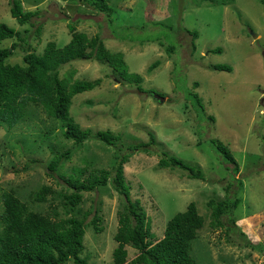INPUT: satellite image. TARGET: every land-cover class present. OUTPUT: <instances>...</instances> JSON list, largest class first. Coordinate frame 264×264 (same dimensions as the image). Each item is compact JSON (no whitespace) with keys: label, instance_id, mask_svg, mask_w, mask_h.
<instances>
[{"label":"rangeland","instance_id":"obj_1","mask_svg":"<svg viewBox=\"0 0 264 264\" xmlns=\"http://www.w3.org/2000/svg\"><path fill=\"white\" fill-rule=\"evenodd\" d=\"M12 1L0 0V23L22 31L31 51L41 54L49 41L64 46L71 40L73 24L89 36L100 35L110 50L123 52L129 70L142 76L144 90L122 80L99 60L65 64L61 77L100 79L95 89L76 95L70 109L90 135L80 143L66 138L62 122L35 105L13 128L1 127L0 214L2 193L13 191L34 211L56 210L60 218L70 217L74 213H67L65 206V195L72 191L70 176L86 180L93 173L111 170L130 144L149 142L151 131L157 143L148 151H135L124 163L132 199L149 226L147 243L160 240L167 222L194 201L205 218L193 243L199 264H264V5L260 0L227 4L103 0L101 8L116 9L113 24L104 11L79 0H20L25 11H37L31 23L20 24L12 16ZM126 27L137 38H121L114 32ZM187 29L197 31L198 37ZM15 41L4 39L0 47ZM170 45L175 50L169 51ZM215 48L222 51L212 52ZM23 55L18 47L7 61L22 64ZM214 64L229 65L231 70L211 69ZM191 91L201 98L204 111L188 95ZM153 93H163L165 100L160 102ZM105 130L120 136L115 145L97 137ZM212 139L231 150L239 166L236 173L215 151ZM164 151L199 167L203 179L191 178L181 168H161L158 162ZM56 157L60 166L51 170ZM45 186L50 188L46 199L37 201L36 192ZM227 196L241 198L233 216L236 223L226 216L223 226L214 227L208 201ZM123 202L111 179L83 192L75 214L88 225L81 255L87 264H115L114 235ZM94 216L99 217L101 230L91 223ZM127 250L128 263L139 251L132 245Z\"/></svg>","mask_w":264,"mask_h":264},{"label":"trees","instance_id":"obj_2","mask_svg":"<svg viewBox=\"0 0 264 264\" xmlns=\"http://www.w3.org/2000/svg\"><path fill=\"white\" fill-rule=\"evenodd\" d=\"M79 1L104 11L109 23L113 24L114 19L111 15L115 14V7L101 8L103 0ZM203 1L227 4L230 0ZM260 2L264 5V0ZM11 13L20 24L31 23L32 18L37 15V11H25L20 0L12 1ZM149 13L150 11L148 17H150ZM159 24L162 25L161 22ZM69 29L72 37L67 44L59 47L55 41H49L40 54L31 51L29 38L22 31L0 23V44L7 38L18 40L9 47H0V128H13L30 113L29 107L35 105L42 107L49 116L62 122L63 134L66 138L74 139L77 143L85 140L90 135V131L80 127L70 109L73 98L95 89L100 84V79L73 80L70 75L61 77V68L72 61L99 60L107 63L122 80L128 83L134 82L139 89L144 90L141 87L142 76L129 70L123 52L107 48L100 35L89 36L86 32L77 30L73 24L69 25ZM40 30L39 26L38 33ZM187 31L193 34L194 38L198 37L197 31L188 29ZM114 32L121 38H137L129 27L122 32L120 29H115ZM22 42L27 45H21ZM18 47L24 51L23 63L11 64L7 60ZM175 48L170 45L168 50L172 51ZM221 51V48L212 50V52ZM157 64L158 62H155L153 65ZM210 68L231 70L226 64H214ZM197 84L196 82L195 85ZM188 95L195 101L196 106L204 111L199 95L193 91L188 92ZM149 134V142L130 144L124 154L117 156L111 170H103L101 174L93 173L86 180H82L80 176H70L68 184L72 191L65 195L66 212L74 213L70 217L60 218L56 210L53 214L34 211L15 192L4 191L3 211L0 214V264H66L70 260L74 264H87V260L81 255L84 251V236L88 225L84 218L75 214V211L83 201V192L105 186L110 179L124 200L119 210V226L114 235L118 243L113 253L115 264L127 263V245H132L139 251L127 264H199L193 251V243L205 224V218L194 201L167 222L160 240L152 244L147 243L149 226L143 212H139L136 202L132 199L131 188L125 179L124 163L135 151H148L150 146L157 143L155 134L151 131ZM96 135L108 145H115L120 139L119 135L113 134L110 130L99 131ZM211 143L223 162L232 164V171L236 173L239 166L231 150L221 141L212 139ZM158 164L161 168L186 170L191 178L204 177L199 167L165 151L161 153ZM59 166L60 157H56L49 168L56 170ZM83 171L81 170L80 173ZM238 182L242 185L241 180ZM49 191V187L41 188L36 192V200L44 201ZM240 202L241 198L238 196H227L222 200L211 198L208 201V206L211 208V225L223 226L226 216L233 224L236 223L233 216ZM99 220L97 216L91 220L97 230H101L98 227Z\"/></svg>","mask_w":264,"mask_h":264},{"label":"water","instance_id":"obj_3","mask_svg":"<svg viewBox=\"0 0 264 264\" xmlns=\"http://www.w3.org/2000/svg\"><path fill=\"white\" fill-rule=\"evenodd\" d=\"M254 37H256V34L253 33ZM153 97L158 99L160 102L165 100V97L156 93H153ZM261 103H263V99L261 100Z\"/></svg>","mask_w":264,"mask_h":264}]
</instances>
